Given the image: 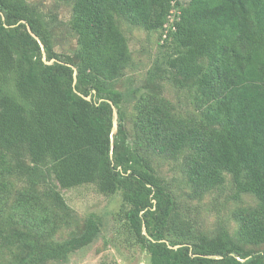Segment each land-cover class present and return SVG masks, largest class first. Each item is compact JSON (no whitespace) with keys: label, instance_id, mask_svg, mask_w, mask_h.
<instances>
[{"label":"trees","instance_id":"trees-1","mask_svg":"<svg viewBox=\"0 0 264 264\" xmlns=\"http://www.w3.org/2000/svg\"><path fill=\"white\" fill-rule=\"evenodd\" d=\"M59 1L71 5V54L54 50V26L32 3L0 0V241L29 251L23 264L65 261L102 223L91 215L55 243L56 220L72 215L60 190L93 185L121 194L117 216L149 264H264V0ZM120 18L168 49L143 90L118 89L132 63ZM161 81L194 110L164 98ZM152 156L182 160L191 199L228 175L232 198L251 201L232 212L234 227L174 239L175 198Z\"/></svg>","mask_w":264,"mask_h":264},{"label":"rangeland","instance_id":"rangeland-1","mask_svg":"<svg viewBox=\"0 0 264 264\" xmlns=\"http://www.w3.org/2000/svg\"><path fill=\"white\" fill-rule=\"evenodd\" d=\"M27 1L37 7L44 19L54 26V50L60 54H71L76 46V35L67 25L71 15V5L59 0ZM117 22L127 39L132 61L119 80L118 89L143 90L148 72L153 67L162 64L168 56V49L159 40L158 31L147 32L141 27L129 25L122 18ZM158 90L180 111L194 110L187 94L171 88L167 81H161ZM126 126L134 140L135 132L132 121H127ZM181 161L180 158L163 159L152 156L151 162L156 175L167 183L175 198V211L170 229L171 237L174 239L179 236L192 237L198 231L212 230L217 224L223 223L234 227L235 223L231 219L232 212L235 208L249 203L250 197L243 196L241 200L235 201L232 198L230 178L227 175L225 185L219 190L205 194L201 199L189 198L187 194L189 189L183 181ZM21 185L16 184L17 188ZM60 193L72 215L68 221L57 222L56 220L57 229L50 239L55 243L66 240L79 226H83L91 215L97 216L102 223L100 235L89 245L68 254L65 261L46 260L38 264H149L148 253L131 239L123 222L117 216L122 205L120 193L104 196L93 185L60 190ZM16 196L17 194H10L9 202L4 209L7 213ZM15 229L12 228L11 231ZM4 230L10 231L8 226H5ZM16 232L13 235L25 234L31 237L33 234L25 228H19ZM8 245L11 249L0 241V264H23L20 262L27 257L29 251H25L26 249H23L17 241Z\"/></svg>","mask_w":264,"mask_h":264},{"label":"water","instance_id":"water-1","mask_svg":"<svg viewBox=\"0 0 264 264\" xmlns=\"http://www.w3.org/2000/svg\"><path fill=\"white\" fill-rule=\"evenodd\" d=\"M57 60H55V59H52L51 61H45L44 60V63L45 64H47V65H50V64H52L53 62H56ZM68 66H70L73 70H74V82H75V80H76V77H75V75H76V70H75V68L72 66V65H69L68 64ZM87 100H89L90 98L89 97H87L86 98ZM110 104H111V102H109ZM114 109V108H113ZM116 128H117V121H116V117L114 116V120H113V130L115 131L116 130ZM181 245H178V246H175L174 248H177V247H180Z\"/></svg>","mask_w":264,"mask_h":264}]
</instances>
